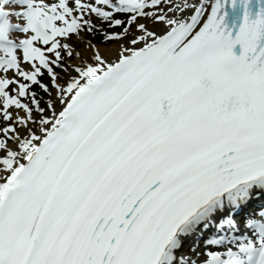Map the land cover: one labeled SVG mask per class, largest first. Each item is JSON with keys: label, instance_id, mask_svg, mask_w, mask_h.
I'll list each match as a JSON object with an SVG mask.
<instances>
[{"label": "snow or ice", "instance_id": "obj_1", "mask_svg": "<svg viewBox=\"0 0 264 264\" xmlns=\"http://www.w3.org/2000/svg\"><path fill=\"white\" fill-rule=\"evenodd\" d=\"M0 264H264V0H0Z\"/></svg>", "mask_w": 264, "mask_h": 264}]
</instances>
